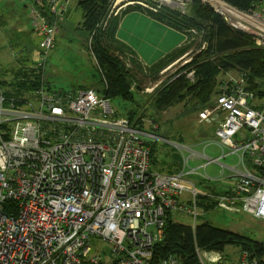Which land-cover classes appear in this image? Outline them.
<instances>
[{
    "label": "built area",
    "instance_id": "1",
    "mask_svg": "<svg viewBox=\"0 0 264 264\" xmlns=\"http://www.w3.org/2000/svg\"><path fill=\"white\" fill-rule=\"evenodd\" d=\"M74 1L80 0H47L42 9L36 2L43 0H29L33 27L44 39L40 60L23 68L27 74L44 73L58 24ZM161 1L138 4L154 12L187 5ZM202 2L264 48V0L249 10L226 0ZM123 5L116 3L115 16ZM259 82L264 88V78ZM6 90L0 85V264H181L174 255L155 260L169 216L190 217L193 230L218 208L264 220V94L251 88L247 72L220 81L202 113L223 147L219 157L203 154L205 166L218 162L234 179L220 192L199 190L187 178L196 169H155L151 143L161 137L120 115L94 88L58 91L44 81L18 95ZM228 156L236 164L220 161ZM197 253L196 264H264L248 250L236 260L217 250Z\"/></svg>",
    "mask_w": 264,
    "mask_h": 264
},
{
    "label": "rangeland",
    "instance_id": "2",
    "mask_svg": "<svg viewBox=\"0 0 264 264\" xmlns=\"http://www.w3.org/2000/svg\"><path fill=\"white\" fill-rule=\"evenodd\" d=\"M116 1L110 0L101 22L104 31L119 20L120 15L117 17L114 14ZM133 1H141L149 5H159L162 2L161 0ZM174 1L181 3L183 0ZM185 2L187 3L185 9L180 4H175L171 9L180 13L184 11L188 15L192 14L194 0H185ZM131 20L133 19L129 21ZM82 21L83 12L77 7L70 14H65L60 21V29L54 36V47L48 52L44 79L55 90L70 91L90 87L103 92L105 89L103 74L92 52L93 35L82 28ZM128 22L126 27L131 25ZM138 29L145 32L144 25H139ZM186 34L187 40L174 56L153 66L145 65L115 37L110 38V48L126 62V66L134 76L131 86L132 97L130 99L118 97L111 101L120 115L129 114L144 131L154 132L161 137L156 142L155 169L169 172L180 169L187 171L193 168L196 172L189 174L187 178L194 182L199 190L207 188L223 191L234 183L230 175L231 171L226 167L223 168L218 162L205 166L207 159L203 156L205 154L209 158H216L223 154V147L216 135V126L205 122L202 118V113L212 101L198 102L185 89L186 95L180 102L165 109H159L156 104L158 92L171 82L179 78H185L190 84L197 81L192 63L205 57L202 51L207 42L204 39V32L198 29L196 32L186 30ZM150 37H156L153 42L159 45V50L151 48L147 43L141 44L139 49L146 55L144 62L148 65L153 64L165 46L161 43V37L158 34H151ZM43 39L40 28L33 27L29 0H0V78L10 80L18 69L37 63L40 60L42 52L40 44ZM132 39L137 40V38ZM153 53H155L154 57L150 58L149 55ZM6 73L7 76L3 75ZM239 74L240 71L237 69L224 70L216 75V80L220 83ZM174 143L180 144L181 148ZM192 150L198 156H193ZM220 161L225 165L236 164L234 156L222 158ZM208 208L212 207L208 206ZM202 219L215 226L264 242V220L247 212L232 213L218 208L203 214L198 222ZM172 220L187 225L191 223L190 217L182 214H174ZM94 241L101 246L100 240L94 239ZM241 252V246L229 245L224 253L229 259L236 260Z\"/></svg>",
    "mask_w": 264,
    "mask_h": 264
},
{
    "label": "trees",
    "instance_id": "3",
    "mask_svg": "<svg viewBox=\"0 0 264 264\" xmlns=\"http://www.w3.org/2000/svg\"><path fill=\"white\" fill-rule=\"evenodd\" d=\"M226 1L240 9L249 10L254 7V2L257 0ZM76 3L83 12L82 28L88 34L93 35L92 52L106 83L103 92L96 90L110 99L118 97L130 99L132 97L131 86L134 80L133 73L126 66V62L110 48L111 42L109 41L112 37L116 38L119 20L107 31H104L101 26L110 0H80ZM36 4L44 9L47 0H43L42 4L39 2ZM130 9L148 10L159 20L179 30L186 31L194 28L203 31L204 39L207 42L202 51V55L205 57L192 63L193 69L196 71V83L190 84L185 78H179L168 84L157 94L156 104L159 109H165L176 102H180L186 95L185 89L198 102L212 101L219 93L216 75L224 70L237 69L240 72H247L251 88L257 90L261 95L264 94L263 85L259 82L264 78V48L257 47L251 35L231 26L210 5L202 3L200 0H194L192 14L188 15L167 6H162L160 8L162 10L154 12L137 3L129 5L122 14ZM45 14L49 16L47 11ZM60 25L59 22V29ZM127 49L129 48L127 47ZM129 50L134 54L131 49ZM179 50L180 48L164 59L174 56ZM164 59L154 65L159 64ZM43 78L44 73L32 76L20 68L15 72L11 81L0 79V85L7 89L8 95H18L24 90L40 87L44 81L49 84ZM127 116L133 120L132 116L129 114ZM151 147L152 162L156 164V142L151 143ZM178 161L180 162L179 158ZM180 170L169 172H179ZM208 206L213 207L214 205L208 203ZM229 245L241 246L242 250H248L252 256L264 263V242L215 226L209 221H202L196 230H193L189 225L174 221L172 216H169L165 226L164 238L155 246V260L158 261L161 258L174 255L181 264H196L199 261L197 248L225 252Z\"/></svg>",
    "mask_w": 264,
    "mask_h": 264
},
{
    "label": "crops",
    "instance_id": "4",
    "mask_svg": "<svg viewBox=\"0 0 264 264\" xmlns=\"http://www.w3.org/2000/svg\"><path fill=\"white\" fill-rule=\"evenodd\" d=\"M77 7V3H73V5L69 8L68 13L70 14V12H73ZM130 19L133 20L129 21ZM127 22L131 24L128 27H126ZM139 25H144L145 32L138 29ZM151 34H158V36L161 37V43H163L165 46L163 49H161L160 55L157 57V59H155L153 64L148 65L144 62V59L147 58L145 57L146 55L139 49L141 48V44L147 43L151 46V48L159 50V45L153 42L154 38L156 37H150ZM116 38L119 42L131 49L134 54L145 65L152 66L167 57L168 55L172 54L179 48H181L184 42L187 40V34L186 31L179 30L173 26H170L166 22L159 20L158 18L153 16V14H151L148 10L130 9L124 12L119 18V24L116 31ZM132 38H137V40ZM154 54L155 53H153V55H149L150 58H152V56L154 57ZM3 75L7 76V73ZM0 79L4 81H11L13 78L10 80H5L2 78ZM206 190L209 189L206 188Z\"/></svg>",
    "mask_w": 264,
    "mask_h": 264
},
{
    "label": "bare ground",
    "instance_id": "5",
    "mask_svg": "<svg viewBox=\"0 0 264 264\" xmlns=\"http://www.w3.org/2000/svg\"><path fill=\"white\" fill-rule=\"evenodd\" d=\"M139 2L141 1H133V0H117L116 1L117 4H124L123 6H129V5L139 3Z\"/></svg>",
    "mask_w": 264,
    "mask_h": 264
}]
</instances>
